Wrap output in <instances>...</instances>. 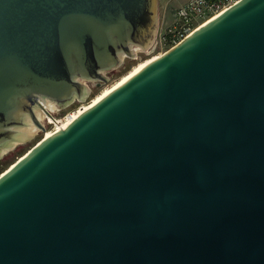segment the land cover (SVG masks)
Instances as JSON below:
<instances>
[{"label":"water","instance_id":"obj_1","mask_svg":"<svg viewBox=\"0 0 264 264\" xmlns=\"http://www.w3.org/2000/svg\"><path fill=\"white\" fill-rule=\"evenodd\" d=\"M158 0H0V159L150 47ZM98 85V84H97ZM0 264H264V0H239L0 172Z\"/></svg>","mask_w":264,"mask_h":264},{"label":"rangeland","instance_id":"obj_2","mask_svg":"<svg viewBox=\"0 0 264 264\" xmlns=\"http://www.w3.org/2000/svg\"><path fill=\"white\" fill-rule=\"evenodd\" d=\"M175 7L176 1L171 2L170 0H158V30L153 44L145 50H140V52L139 50L136 51L135 54H133L132 58H129L127 56L123 58L120 64L116 68H114V70L106 73L107 80L105 82L85 81L88 87V92L83 97V99L77 100L75 98L62 108L61 106L52 104V108L49 109V112L51 113L53 118L56 120L63 119L66 115L73 112L79 106L86 104L87 102L89 103L97 94L101 92L102 89L112 85L114 81H117L121 76L126 74L131 69V67H133V65L137 64V62H140L153 55L161 54L162 52L169 49L172 45L163 42L161 43L158 39V34H161L164 31L165 27L169 26L172 23ZM39 120L45 127V131L54 127V122L49 123L52 122V119H47L44 114L39 115ZM23 131L24 136L20 137V141L14 142V144L3 154L1 158L3 161H15L21 154L27 151L45 134V131H42L35 125L23 128Z\"/></svg>","mask_w":264,"mask_h":264},{"label":"built area","instance_id":"obj_3","mask_svg":"<svg viewBox=\"0 0 264 264\" xmlns=\"http://www.w3.org/2000/svg\"><path fill=\"white\" fill-rule=\"evenodd\" d=\"M175 2L177 0H170ZM239 0H186L175 7L172 23L158 34L162 43L175 45L197 26L232 6ZM56 120V119H55ZM49 123H53L49 122ZM54 124V123H53Z\"/></svg>","mask_w":264,"mask_h":264},{"label":"bare ground","instance_id":"obj_4","mask_svg":"<svg viewBox=\"0 0 264 264\" xmlns=\"http://www.w3.org/2000/svg\"><path fill=\"white\" fill-rule=\"evenodd\" d=\"M210 20V19H209ZM207 20V21H209ZM159 54L157 55H153L149 58H146L140 62H137V64L133 65V67H131V69L124 74L123 76H121L117 81H114V83L112 85H110L109 87H106L104 89L101 90V92L99 94H97L89 103L87 102L86 104H83L81 106H79L77 109H75L73 112L69 113L68 115H66L63 119L61 120H55L52 117H48L45 116L47 119H52V121L54 122V127L46 130L44 136L42 137H47L48 135L50 136V134H52L53 132L57 131L58 129H60L61 127H63L66 123H68L71 119H73L74 117H76L79 113H81V111L83 109H86L89 105H91L92 103H95V101L97 99H99L102 95L106 94L108 91H110L113 87H115L118 83H120V81L125 80L126 78H128L130 75H132L133 73H135L137 70H139L141 67H143L144 65H146L147 63H149L151 60H153L154 58H156ZM44 107L46 109H51L52 108V104H50L49 102H44L43 103ZM32 129V128H30ZM35 129V128H34ZM33 129V130H34ZM31 134V132H30Z\"/></svg>","mask_w":264,"mask_h":264},{"label":"trees","instance_id":"obj_5","mask_svg":"<svg viewBox=\"0 0 264 264\" xmlns=\"http://www.w3.org/2000/svg\"><path fill=\"white\" fill-rule=\"evenodd\" d=\"M22 155V154H21ZM14 161V160H13ZM13 161L10 160H5L3 161L2 159L0 160V172H2L5 168H7Z\"/></svg>","mask_w":264,"mask_h":264},{"label":"crops","instance_id":"obj_6","mask_svg":"<svg viewBox=\"0 0 264 264\" xmlns=\"http://www.w3.org/2000/svg\"><path fill=\"white\" fill-rule=\"evenodd\" d=\"M184 1H186V0H177V1H176V6L182 4Z\"/></svg>","mask_w":264,"mask_h":264}]
</instances>
